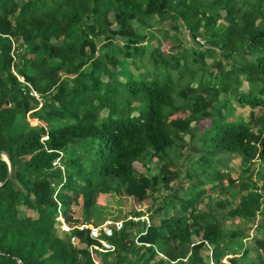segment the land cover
<instances>
[{"label":"trees","instance_id":"trees-1","mask_svg":"<svg viewBox=\"0 0 264 264\" xmlns=\"http://www.w3.org/2000/svg\"><path fill=\"white\" fill-rule=\"evenodd\" d=\"M197 1L0 0V151L11 162L9 169L0 153V264H264V167H254L256 160L264 163V132L253 110L264 114V0H200V7ZM156 24L164 27L158 36L152 33ZM183 26L195 44L202 39L207 45L182 47ZM101 35L124 40V55L132 49L145 70L119 79L114 59L95 56ZM147 36H156L157 45L144 46ZM161 38L169 41L167 51ZM15 40L20 48L29 45L25 62L13 60ZM237 51L243 55L230 56ZM206 70L214 79L236 70L251 84L248 93L236 94L250 106L249 117L225 122L211 137L215 151L226 152L225 160L237 156L242 165L241 174L212 177L226 192L214 204L216 219L194 204L209 186L193 197H181V185L155 198L159 184L181 177L180 165L168 160L171 150L193 165L203 163L196 143L188 147L184 135L196 137L220 93L234 91L206 77ZM176 71L178 80L190 78L179 103L172 95ZM165 108L179 114L168 122L175 136ZM30 113L42 124H31ZM58 157L63 168L54 164ZM152 161L161 163L150 173ZM110 186L131 198V216L144 215L138 208L143 202L153 207L148 224L129 218L107 237L113 249L92 238L88 227L77 228L90 224L92 206ZM240 223L258 227L253 246L242 240L247 231ZM224 254L233 256L224 262Z\"/></svg>","mask_w":264,"mask_h":264},{"label":"rangeland","instance_id":"rangeland-1","mask_svg":"<svg viewBox=\"0 0 264 264\" xmlns=\"http://www.w3.org/2000/svg\"><path fill=\"white\" fill-rule=\"evenodd\" d=\"M207 1H211V0H207ZM203 3H201L200 0H198L195 3V6H202ZM109 20L112 22L111 27L112 28H117L115 22L113 21V14L112 12L109 13ZM164 27L168 28L169 25L168 23H161ZM162 25H158L156 24L153 28H152V33L154 35H160L159 31L162 29H164V27H162ZM159 29V30H158ZM174 30L170 31V33H173ZM179 35L181 36L182 40H183V46L187 47V50L190 51V45H193L195 47H198V49L203 48L207 45V43H200V44H195L194 41L191 39V37L189 36L188 33V29L185 28V26H183L182 30L179 31ZM100 34H104V31H102ZM150 36H147L144 41L142 42V44L144 46L151 44V46H156L157 45V41H156V36H154L153 39L149 38ZM12 39V38H11ZM96 40V39H95ZM58 41H60V39H58ZM161 43L163 48H165V51H167V46L169 45V41L168 40H163L161 38ZM18 42L15 40L13 41V47L11 50V55L13 56V60L16 62L17 60H20V62H25V58L28 57L29 55V45H23L22 48H20L18 46ZM124 44L125 41L124 40H120V39H109V40H105L104 37L101 35L99 38H97L96 40V51H95V56L99 57V56H108L111 57V59H114L118 64L117 66L114 68L116 70V72L118 73V78L119 79H123L125 77V75H123L125 72H137L139 70L144 71L145 68L141 67V66H137L135 62H139L140 60V55L133 53L132 49H129V51L131 50V56L130 55H124L125 49H124ZM190 44V45H189ZM169 47V46H168ZM172 50V49H171ZM262 55L264 57V46L262 47ZM17 53H19L20 55L17 56ZM235 55H239L240 57L243 55V53L241 51H237L234 54H231L230 56H235ZM211 56L213 57V59L215 60V58L217 57V55H208L207 61H212L211 60ZM264 60V59H263ZM239 62V60H237ZM213 62V61H212ZM242 64V63H241ZM109 66H111L108 63ZM240 64H237L235 66H239ZM226 68H230V67H226ZM226 68H224V70H227ZM235 68V67H234ZM113 69V68H112ZM223 69V68H222ZM13 72L15 74L16 71L13 70ZM163 73H165L164 71H162ZM177 79H175V81L173 80L172 82V95L173 98L175 99V101L177 103L182 102L183 98H181V96L179 95V90L182 89L184 86H186L190 80V78L187 77V74L181 79L178 80L180 78H178V76L180 75L179 72L176 71V74H174ZM204 75H206V77L208 78H212L214 81L216 80V82L218 83H226L232 90V92H221L219 97H220V101L219 104H216V107H221V112H218L217 108L215 107L212 111H210V114L207 117H203V123H200V129H198L196 131V137L192 136L191 134H186L184 135L186 142L188 143V147H192L193 144L196 143L197 147L200 149V154L197 155L198 156H203L205 158V160L203 161V163L198 166L197 164L193 165L191 163V158H185L184 156H179L177 150H171L169 155V159L173 162H177V164L180 165L181 168V177H179L178 181H173L170 182L168 185H163L162 183L159 184L160 187V192L155 194V198H157L159 201L162 199L160 198V195H165L166 193H170L173 191V189H175L176 187H182L181 185H183L184 188H179V193L181 195V197H187L190 195V197L195 196L196 194H198L200 191H202V189H205L204 187H208L207 188V193H203L199 199H197L196 202H194L195 207H197L198 209L202 210V209H210L211 211V217L214 219H216V217L214 216L216 214L215 210H214V204L220 200L222 197H224L226 195V192L224 190H222L221 187L218 186V181H211L213 178L215 177L218 173H225L227 177H229L230 175L234 174V175H238L241 174L242 172V165L240 164V160H237L236 162H234L233 164L232 159L231 158H227L225 160V156L228 155L226 152L224 151H215L214 147H213V139L211 138L213 136V133L218 130V128L220 126H222L223 124H225V122H234L237 123L238 121H243V116L244 117H249V111H251L250 106L248 105H244L243 103L239 102V100L236 97L237 91L239 92H247L249 90V87L251 86L250 82L247 81L245 79V75L243 74V76H239L238 71H233L230 73V76L227 78H224L221 75H218V77L216 79H214L211 76V73L209 75V72H207V70L204 72ZM18 78L23 80V76L17 74ZM64 75H59L58 77L54 78L50 83H48L46 85L47 90L50 91L51 89H53V87L60 81V79L63 77ZM239 76V78L237 77ZM102 78H105L104 75H101ZM241 79V82H240ZM248 83L247 88L245 86H243L244 82ZM27 82V81H26ZM29 84V82H27ZM30 85V84H29ZM31 86V85H30ZM237 87V89H236ZM258 86L254 85V88L256 89ZM259 87H263V82H261ZM32 93H35L36 96L39 95L38 93L32 89ZM260 96V94L254 92L253 95L251 96ZM261 99H264V95L260 96ZM136 103V101H134ZM42 105V102L39 103V107ZM254 112L256 114H259L260 112L258 111V107L253 109ZM164 120L166 123V126L169 128L171 135L175 136L173 133V130L171 129V127H169V119L173 116H179V114L177 112H172L170 111V109L165 108L164 110ZM106 110H101L100 113L101 114H105ZM241 114L239 116V114ZM223 116H226V119H224ZM258 118H260V120L262 121L261 124L259 125L258 131L264 132V115L259 114ZM28 119L31 121V124H42V122L38 119V117L36 115H32V113L29 114ZM194 123L191 124V129L194 128ZM257 130V129H255ZM177 140V139H176ZM178 141V140H177ZM174 146V144L172 145V147ZM171 147V148H172ZM170 147H168L167 151L171 149ZM189 150V148L187 149ZM166 151V152H167ZM164 155H166V153H164ZM164 162V160H163ZM61 164V162L57 161V164ZM161 161H157V163L155 161L150 162V170L149 172H156L157 169V165L160 164ZM232 164V166L230 167V165ZM63 166V165H62ZM259 166H263L264 167V163H262V161L260 160H256L254 163V167L257 170V168H259ZM232 168V169H231ZM262 173H264V171H262ZM244 176V175H243ZM258 177L256 175H254L253 177V181L257 182L258 185H261V181L259 179H257ZM203 180V182L198 183L199 180ZM58 191V190H57ZM188 195H187V194ZM241 194V193H239ZM56 198L59 200V196L58 193L55 191V195ZM132 201L131 198L127 197L124 195V193L117 192L114 190L113 186H110L109 189L106 192H102L100 193L99 197H98V202L94 204V206H92V219H91V223L95 224V223H99L103 220L106 219H110L112 221H118V220H123L131 213H133V208H132ZM203 207V208H201ZM138 208L141 209L144 213L145 216L148 217L149 214V210H151L153 207L150 206L149 203L143 202L142 204L138 205ZM213 210H212V209ZM25 211L21 210L20 214H24ZM141 222V221H140ZM228 223V222H227ZM64 226V225H63ZM187 229V234L191 233V229L189 228H185V231ZM255 229H251L249 230V234L251 233H255ZM245 242L247 243L248 247H251L254 245V243H252V241L250 240V237H248ZM207 252V251H206ZM211 252V249L209 250V254ZM252 251L249 253L250 255H252ZM239 255V254H238ZM237 255V256H238ZM229 256V255H228ZM227 256H222L221 260L226 262ZM211 264H213L212 261H210Z\"/></svg>","mask_w":264,"mask_h":264},{"label":"built area","instance_id":"built-area-1","mask_svg":"<svg viewBox=\"0 0 264 264\" xmlns=\"http://www.w3.org/2000/svg\"><path fill=\"white\" fill-rule=\"evenodd\" d=\"M201 42H203L202 39H199ZM32 95H34L35 97L38 98V96H36L35 93H32ZM57 161L59 162V157L57 159H55V162L54 164L56 165H59L61 168H63V166L59 163L57 164ZM58 189H56L55 191L57 192ZM55 195V193H54ZM56 198V196H54ZM57 200V204H58V207L60 205V201L56 198ZM129 218H132L133 220H140V221H145L147 224H148V217L145 216V215H139V216H131L129 215ZM126 219V220H127ZM124 220V221H126ZM123 220H118V221H112L110 219H106V220H103L102 222L98 223V224H89V225H86V224H82L80 226H78L77 228L82 230L84 229L85 227H88L89 228V234L90 236L93 238H98L102 245L107 248V249H113V246H111L109 243H107L106 239L107 237H110L112 234H113V231L116 229V230H120L123 226V223H124ZM67 230H69L67 227H66ZM71 241L74 242V237H71Z\"/></svg>","mask_w":264,"mask_h":264},{"label":"crops","instance_id":"crops-1","mask_svg":"<svg viewBox=\"0 0 264 264\" xmlns=\"http://www.w3.org/2000/svg\"><path fill=\"white\" fill-rule=\"evenodd\" d=\"M220 23L222 22V20H220L219 21ZM243 86H245L246 88H247V86H248V83L245 81L244 82V84H243ZM246 105V104H245ZM239 114V113H238ZM241 114H239V116H240ZM259 115V114H258ZM258 115H257V118H258ZM262 115H264V114H262ZM244 118H247V117H244ZM258 119H260V118H258ZM232 159V164L234 163V162H236L237 160H238V157L237 156H234L233 155V157L231 158ZM232 164L230 165V167L232 166ZM232 169V168H231ZM207 193V192H206ZM201 208H203V207H201ZM207 209V208H206ZM212 209V208H211ZM210 210V209H209ZM213 210V209H212ZM216 212V211H215ZM262 212H264V209L262 210ZM130 215V214H129ZM129 215L124 219V220H126L128 217H129ZM138 221V220H137ZM231 222H232V220H230ZM229 221V222H230ZM102 222V221H101ZM100 223V222H99ZM256 223L258 224V223H261V219H260V217H257V219H256ZM90 224H92L91 222H90ZM94 224V223H93ZM95 224H98V223H95ZM240 226H241V228L243 229V228H245L246 229V231H247V235L246 236H244L243 238H242V240H244V242H245V240L248 238V237H250V240L251 241H253V236L254 235H256V233H257V231H258V227H256V226H247V225H244L243 223H240ZM255 229L256 231H255V233H251V234H249V230H251V229ZM67 230V229H66ZM68 231V230H67ZM192 236L193 235H191V238H192ZM71 242H73V241H71ZM107 243H108V241H106ZM246 243V242H245ZM174 244H175V242H174ZM247 244V243H246ZM111 245V244H110ZM112 246V245H111ZM113 248H114V246H113ZM229 255V256H228ZM238 255V254H237ZM223 256H227V258L229 259V257H232L233 255H231V254H224ZM228 259H226V262H227V260Z\"/></svg>","mask_w":264,"mask_h":264},{"label":"water","instance_id":"water-1","mask_svg":"<svg viewBox=\"0 0 264 264\" xmlns=\"http://www.w3.org/2000/svg\"><path fill=\"white\" fill-rule=\"evenodd\" d=\"M0 153H1L2 157H3V159L8 163V165H9V169H11V162H10V160H9V157H8V156L6 155V153L3 152V151H0ZM8 175H9V176H7L5 182L8 181V180L10 179V177L12 176L11 173H9ZM19 262H20V260H19Z\"/></svg>","mask_w":264,"mask_h":264}]
</instances>
